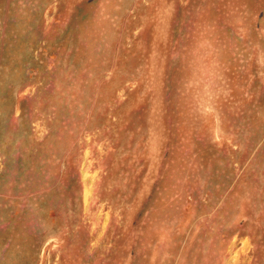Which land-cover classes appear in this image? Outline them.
Masks as SVG:
<instances>
[{"label":"rangeland","instance_id":"obj_1","mask_svg":"<svg viewBox=\"0 0 264 264\" xmlns=\"http://www.w3.org/2000/svg\"><path fill=\"white\" fill-rule=\"evenodd\" d=\"M0 264H264V0H0Z\"/></svg>","mask_w":264,"mask_h":264}]
</instances>
